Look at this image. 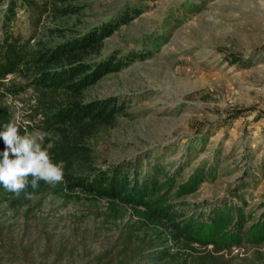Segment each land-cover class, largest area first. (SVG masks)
Here are the masks:
<instances>
[{
  "label": "rangeland",
  "instance_id": "rangeland-1",
  "mask_svg": "<svg viewBox=\"0 0 264 264\" xmlns=\"http://www.w3.org/2000/svg\"><path fill=\"white\" fill-rule=\"evenodd\" d=\"M36 2L52 10L37 27L19 12L14 36L25 47L27 40L53 45L140 9L96 57L117 54L129 63L84 92V102H125V113L85 140L95 168L140 160L143 170L160 164L181 183L204 167L212 175L178 201L188 214L209 213L228 201L244 209L246 228L261 218L264 0ZM67 4L79 13L52 14ZM51 94L30 83L24 65L0 74V112L20 134L46 132L44 144L53 158L54 146L71 128L46 122L41 101L53 99ZM25 192L0 187V264H264V243L244 239L216 252L211 244L179 241L170 223L149 217L144 207L73 186L65 174L55 186L40 181Z\"/></svg>",
  "mask_w": 264,
  "mask_h": 264
},
{
  "label": "trees",
  "instance_id": "trees-1",
  "mask_svg": "<svg viewBox=\"0 0 264 264\" xmlns=\"http://www.w3.org/2000/svg\"><path fill=\"white\" fill-rule=\"evenodd\" d=\"M51 10L43 9L36 0H0V74L15 72L24 65L32 85L52 92L54 98L42 100L41 106L46 122L67 124L71 128L54 146L52 154L54 161L63 162L67 181L114 201L144 207L149 217L170 223L179 241L198 242L206 246L211 244L216 252L240 245L244 239L249 243H264V212L260 219L246 228L248 219L244 209L228 201L209 210V213L195 210L190 214L181 206H185L184 203H178L184 196L195 192L205 177L212 175L204 167H199L186 181L179 183L165 166L156 164L146 171L142 169L140 160L105 170L93 166L92 150L85 140L98 128L112 125L119 115L125 113V102L116 97L84 102V92L103 76L129 63L125 58H118L117 54L96 57L104 41L121 23H127L137 15L140 9L124 11L110 22L86 29L53 45H42L40 40L34 44L27 40L26 47L19 45L13 28L19 12H25L29 26L37 27L41 25L42 17ZM79 10L78 6L67 4L56 7L52 14L63 17L78 14ZM152 43L157 46L159 38H154ZM6 124V114L0 112V127ZM3 149L4 143L0 140V151Z\"/></svg>",
  "mask_w": 264,
  "mask_h": 264
},
{
  "label": "clouds",
  "instance_id": "clouds-1",
  "mask_svg": "<svg viewBox=\"0 0 264 264\" xmlns=\"http://www.w3.org/2000/svg\"><path fill=\"white\" fill-rule=\"evenodd\" d=\"M47 136L40 130L20 134L14 122L0 127V140L4 143L0 151V187L19 195L28 187L37 189L40 181L50 186L63 181L64 164L53 160L51 146L44 144ZM25 198L31 199V193L25 192Z\"/></svg>",
  "mask_w": 264,
  "mask_h": 264
}]
</instances>
